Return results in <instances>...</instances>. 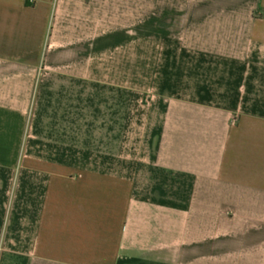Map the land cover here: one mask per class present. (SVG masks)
<instances>
[{
	"label": "crops",
	"instance_id": "1",
	"mask_svg": "<svg viewBox=\"0 0 264 264\" xmlns=\"http://www.w3.org/2000/svg\"><path fill=\"white\" fill-rule=\"evenodd\" d=\"M0 264H264V0H0Z\"/></svg>",
	"mask_w": 264,
	"mask_h": 264
},
{
	"label": "rangeland",
	"instance_id": "2",
	"mask_svg": "<svg viewBox=\"0 0 264 264\" xmlns=\"http://www.w3.org/2000/svg\"><path fill=\"white\" fill-rule=\"evenodd\" d=\"M142 97H143V98H142ZM146 98H148V97H146L145 93H138V97H137V99H136V100H138V101H136V105H137V102L140 103L139 101H140L141 99H143V101H144ZM139 109H140V107L138 108V110H139ZM139 113H140V111L137 112L138 115H139ZM140 145H141V144H140ZM138 147H139V145H138Z\"/></svg>",
	"mask_w": 264,
	"mask_h": 264
}]
</instances>
